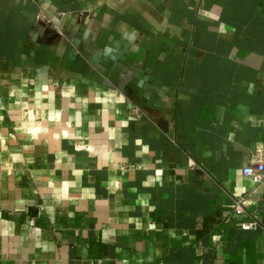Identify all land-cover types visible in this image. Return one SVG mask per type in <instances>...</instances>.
<instances>
[{
  "label": "crops",
  "instance_id": "obj_1",
  "mask_svg": "<svg viewBox=\"0 0 264 264\" xmlns=\"http://www.w3.org/2000/svg\"><path fill=\"white\" fill-rule=\"evenodd\" d=\"M253 163L264 0H0V264H264Z\"/></svg>",
  "mask_w": 264,
  "mask_h": 264
},
{
  "label": "built area",
  "instance_id": "obj_2",
  "mask_svg": "<svg viewBox=\"0 0 264 264\" xmlns=\"http://www.w3.org/2000/svg\"><path fill=\"white\" fill-rule=\"evenodd\" d=\"M242 174L251 182L258 183L264 178V165L262 163L249 164L242 169ZM233 213L237 215L244 213L243 201L241 199L235 200Z\"/></svg>",
  "mask_w": 264,
  "mask_h": 264
}]
</instances>
